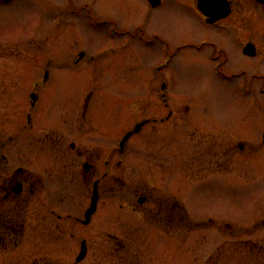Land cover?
Instances as JSON below:
<instances>
[{"label": "flooded vegetation", "instance_id": "obj_1", "mask_svg": "<svg viewBox=\"0 0 264 264\" xmlns=\"http://www.w3.org/2000/svg\"><path fill=\"white\" fill-rule=\"evenodd\" d=\"M111 1L118 11L125 10L121 14L124 26H113L107 34L112 55L131 49L126 39L137 38L150 51L208 54L220 77L241 80L238 91L248 110L259 109L264 77H242L252 73L251 63L264 49V0ZM37 3L40 15L52 19L49 23L38 16V28L29 41L34 43L44 35L60 45L28 46L32 52L44 54L43 60L56 48L61 53L69 50L64 62L67 69L101 58L82 50L74 54L70 43L79 22L89 27L112 23L99 14V0ZM160 40L165 42L157 43ZM226 41L235 42L238 55L251 59L247 69L225 74ZM49 61L40 63V77L29 91L30 109L25 123L16 127L15 138L5 139L0 120V264H19L24 247L28 255L24 264H146L143 252L147 250L158 254L152 257V264H180L182 247L194 258L197 247L207 248L206 259L197 262L195 258L196 264H264L261 241L238 239L243 234L235 232V225L212 218L197 221L189 213L191 185L227 175V148L221 142L217 146L203 136L194 144L197 158L193 151L180 150L182 124L201 123L206 120L204 115L193 114L187 105L184 111L173 107L163 113L161 108L169 107L166 87L150 80L143 99L152 94L161 110L140 113L116 138L111 130L119 128L125 113H89L92 92L86 94L76 113L38 109L41 87L47 86L50 77ZM167 63L157 64L156 74ZM38 123L43 124L41 129ZM159 127L171 131L170 157L153 144ZM22 134L27 141L19 143ZM140 134L149 139L131 143ZM237 145L244 148L242 142ZM38 155H43L42 160L36 159ZM118 226L123 232L120 235ZM212 228L221 235L214 250L209 239L200 241L190 235ZM252 230L264 232V216ZM40 245L45 246L44 255L30 259Z\"/></svg>", "mask_w": 264, "mask_h": 264}, {"label": "rangeland", "instance_id": "obj_2", "mask_svg": "<svg viewBox=\"0 0 264 264\" xmlns=\"http://www.w3.org/2000/svg\"><path fill=\"white\" fill-rule=\"evenodd\" d=\"M99 3V14H105L103 19L107 21L110 18L112 23L102 22L97 27H89L79 22L70 43L74 46V54L82 50L90 57L102 56L98 60H85L73 69H67L64 62H67L65 58L69 50L61 53L56 48L53 54L42 60L44 54L32 52L34 49L30 48L31 45H60L53 41L54 38L44 35L34 43L29 41V36L38 28V16L45 17L49 23V19H52L46 14L40 15L37 0L0 1V120L4 135L7 136L5 139L15 138L16 127L25 123L24 117L31 103L29 91L40 77L42 61L50 60L47 65L50 77L47 86L41 87L38 109H44L47 113H59L61 110L76 113L81 110L86 94L92 92L89 113H125L119 128L111 130L116 138L140 117V113H155L161 109L167 113L173 107L184 111L187 105L193 114L201 113L206 120L182 124L179 134L181 152L193 151L197 158L198 150L194 144L203 136L207 141L217 146L221 142L227 148V175L209 178L189 188L188 210L192 219L199 221L212 218L218 223L233 224L235 232L243 234L238 239H258L264 244V232L252 230L254 223L264 216V144L261 143L264 95L259 96L263 98L259 100L257 111L248 110L246 100L238 91L241 80L227 81L220 77L209 61L208 54L150 51V48L140 46V39L137 38L126 39L131 49L122 51L120 55H112L107 34L113 26H124L121 14L125 10L118 11L111 0H99ZM129 13L133 14L130 10ZM164 26L161 25L162 28ZM226 45L224 50L228 62L224 66L225 74L247 69V62L251 59L238 55L235 42L226 41ZM221 58L224 59V56ZM163 61L168 63L160 67L156 74L155 66ZM251 64L252 73L242 78L249 80L252 74L264 77V49ZM154 79L166 87L168 108H157L152 94L143 99L147 83ZM38 124L37 128L41 129L43 124ZM158 133L159 137L152 138L153 144L157 145L159 153L170 157L174 143L171 131L159 127ZM26 136L20 135L21 140L18 142H26ZM146 139H149L147 134H140L131 143L145 142ZM238 142L244 143L243 149L238 147ZM251 143L255 144L254 148ZM42 157L38 155L36 159L42 160ZM195 165H198L197 161ZM231 230L226 233L229 238ZM116 233H123L120 226ZM190 235L200 241L209 239L214 244L211 246L213 250L221 239L216 228L195 231ZM149 236L147 234L146 237ZM149 252H143L146 254V264H150L152 257L158 255ZM205 252L206 247L195 249L197 262L206 259ZM44 253L45 246H36L35 254L30 259L41 257ZM19 255V264H24L23 260L28 258L26 247L20 250ZM195 258L190 257L183 247L180 249V264H196Z\"/></svg>", "mask_w": 264, "mask_h": 264}, {"label": "water", "instance_id": "obj_3", "mask_svg": "<svg viewBox=\"0 0 264 264\" xmlns=\"http://www.w3.org/2000/svg\"><path fill=\"white\" fill-rule=\"evenodd\" d=\"M33 99H35V97L33 96ZM129 136V135H128Z\"/></svg>", "mask_w": 264, "mask_h": 264}]
</instances>
